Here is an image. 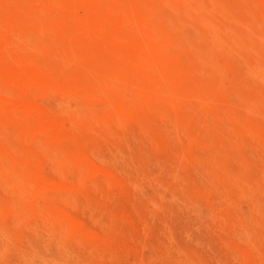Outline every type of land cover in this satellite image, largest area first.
Listing matches in <instances>:
<instances>
[{
	"label": "rangeland",
	"instance_id": "obj_1",
	"mask_svg": "<svg viewBox=\"0 0 264 264\" xmlns=\"http://www.w3.org/2000/svg\"><path fill=\"white\" fill-rule=\"evenodd\" d=\"M74 2L0 0V264H264V0Z\"/></svg>",
	"mask_w": 264,
	"mask_h": 264
},
{
	"label": "bare ground",
	"instance_id": "obj_2",
	"mask_svg": "<svg viewBox=\"0 0 264 264\" xmlns=\"http://www.w3.org/2000/svg\"><path fill=\"white\" fill-rule=\"evenodd\" d=\"M84 0H75V2L74 3H72L71 5V7L73 8V7H75L74 5H76V4H78V3H81V2H83ZM186 4H190V0H183ZM127 3V2H126ZM48 4H49V6H51V4H50V2H48ZM140 5H143L142 3L140 4ZM74 10H75V8H73ZM193 10H192V13L190 14V16H189V20L190 21H193V20H195V21H197L199 24H201V26H202V28H203V30L204 31H206L207 33H211V34H213L212 33V31L210 30V27H208V24H207V21L204 19V18H201L200 17V14L202 13V9L201 8H199L198 6H196V7H193L192 8ZM73 10V12H75ZM57 11V10H56ZM120 11V10H119ZM133 11V10H132ZM122 12V11H121ZM131 12V11H130ZM140 12V11H139ZM94 13V12H93ZM97 13H99V12H97ZM100 14H102V13H100ZM118 14V13H117ZM124 14V13H123ZM173 14V13H172ZM60 15V14H59ZM78 15H79V13H78ZM82 15V14H81ZM104 15V14H103ZM132 15V14H131ZM63 16V15H62ZM97 16V18H99V19H97V20H99V21H101V18L100 17H98V14L96 15ZM121 16V15H120ZM64 17V16H63ZM119 17V16H118ZM84 18V17H83ZM83 18H82V20H83ZM233 18V17H232ZM247 18V17H246ZM74 19V18H73ZM81 19V18H80ZM85 19V18H84ZM251 18H249V20H250ZM103 20H105V22H102V25H106V24H108V26H107V30H111V29H116V28H119V27H126L125 25H126V22L125 21H118V20H116V19H114V18H112V19H108L107 18V21H106V19H104V16H103ZM124 20V19H123ZM235 20V19H234ZM246 20V19H245ZM236 21V20H235ZM248 21V20H247ZM97 22V21H96ZM85 23V22H84ZM96 24H100V23H96ZM97 27L95 26H91L90 28H88L90 31L89 32H91L92 30H94V29H96ZM121 29V28H120ZM106 31V30H105ZM132 31V32H131ZM131 31H127V33L125 34V35H123V33H122V35H123V37H122V41L126 44L125 46V48H124V50H119V51H117L116 52V55H118V56H123V57H126V58H132L133 56H136V55H138V54H140V53H142V40H141V38H140V36H134V34H133V27L131 28ZM103 32H104V29H103ZM231 32H230V30L228 29V28H225L223 31H222V33L220 34V35H228V34H230ZM111 34V33H110ZM235 34V33H234ZM252 33L250 32V35H251ZM215 35H217L218 37H220V35H218V33H216ZM253 35V34H252ZM89 36V35H88ZM1 37V36H0ZM101 37H102V35H101ZM255 37V36H254ZM91 38H92V36H91ZM103 38V37H102ZM184 41H186V42H190V40L188 39V37L187 36H185L184 35ZM257 38V37H256ZM115 39V38H114ZM149 40V39H148ZM29 41V40H28ZM27 41V42H28ZM100 41H103V39H101ZM171 42H172V40H170ZM52 42V41H51ZM241 46L242 47H246V46H248L250 43H251V37L250 36H246V37H244V38H242L241 39ZM109 43V42H108ZM107 42L105 43L104 41L100 44V46H99V49H98V54L99 55H104V54H110V53H112V52H110V50L107 48V44H108ZM109 45V44H108ZM221 45V44H220ZM38 47V46H37ZM37 47H36V49H37ZM1 48V47H0ZM217 47H215V46H210V47H208L207 49H205V50H203V51H199L198 52V54H197V56H198V58H199V60H200V62H201V69H203V65L205 66H208V61L210 60V59H212V58H214V56H217L218 55V50L216 49ZM31 49V48H30ZM144 49H146V47L144 48ZM251 49V48H250ZM4 50V49H3ZM236 50H238L237 48H236ZM240 50V49H239ZM222 51V50H221ZM232 51V50H231ZM223 52V51H222ZM254 52V51H253ZM261 52V51H260ZM114 54V53H113ZM179 54V53H178ZM177 54V55H178ZM183 54V53H182ZM257 54V53H256ZM257 57V56H256ZM80 60H81V58L78 60V62H80ZM254 60V59H253ZM260 69V68H259ZM259 69H257L255 66H253L252 68H250L249 70L254 74V75H256V77H257V79H258V81L261 83V84H264V70H259ZM250 71H248V72H250ZM14 72V71H13ZM12 72V73H13ZM27 72V71H26ZM251 72L249 73L250 75H251ZM17 73V72H16ZM15 73V74H16ZM18 73H20V71L18 72ZM23 73V72H22ZM27 74H29L28 72H27ZM34 74V73H33ZM52 74V73H51ZM50 74V75H51ZM56 74H58V75H60L59 73H56ZM10 75H11V73H10ZM24 75V74H23ZM22 76V75H21ZM26 76H28V75H26ZM25 76V77H26ZM41 75H39V77H40ZM31 76H29V77H27L28 79L30 78ZM62 77V76H61ZM68 77V76H67ZM62 78H64V77H62ZM5 79V78H4ZM7 79V78H6ZM8 79H10V77H8ZM17 79V78H16ZM20 79V78H19ZM43 79V78H42ZM66 79V78H65ZM97 75H95V74H90L89 75V77L86 79V81L84 82V84H83V86H82V88H83V90L84 91H88V90H90V89H92L93 87H95L96 86V84H97ZM11 81V80H10ZM14 81V80H13ZM9 82V81H8ZM41 83H42V81H41ZM16 85V84H15ZM38 85V84H37ZM69 85H70V83H69ZM125 85V84H124ZM51 86V85H50ZM49 86V87H50ZM47 87V86H46ZM41 88H43V87H41ZM48 88V87H47ZM46 88V89H47ZM52 88V87H51ZM76 87H74V90L76 91ZM172 93H171V91H165V92H163V94H161V93H157V96L158 97H160L161 99H163L164 100V102L166 103L167 101H168V99H170L171 97H172V95H171ZM198 100V97L196 96V95H193L192 97H191V101L193 102V101H197ZM255 101V99H252L251 100V102H254ZM17 102V101H16ZM30 102V101H29ZM15 104V103H14ZM172 104V103H171ZM28 105V104H27ZM33 105V104H32ZM170 105V104H169ZM171 107H172V105H171ZM29 108V107H28ZM69 110V109H68ZM81 110H82V108H81ZM211 110V102H210V100H207V99H205L204 100V108H203V113H208L209 111ZM110 114V113H109ZM15 123V122H14ZM37 141V140H36ZM49 159V158H48ZM1 160V159H0ZM57 160V159H56ZM60 161V160H59ZM3 162V161H2ZM11 162V161H10ZM6 170V169H5ZM58 171V170H57ZM13 173V172H12ZM234 174V173H233ZM58 176V175H57ZM62 177V176H61ZM234 177V176H233ZM15 179H16V177H15ZM14 179V180H15ZM231 179H232V177H231ZM40 182V181H39ZM230 182V181H229ZM14 184V183H13ZM65 185V184H64ZM66 187V186H65ZM248 189H249V187H247ZM7 195V194H6ZM262 196V195H261ZM238 202V201H237ZM70 207V206H69ZM83 207V206H82ZM258 213V212H257ZM15 214V213H14ZM16 215V214H15ZM262 215V214H261ZM16 217V216H15ZM13 220V219H12ZM96 221V220H95ZM16 223V222H15ZM4 234V233H3Z\"/></svg>",
	"mask_w": 264,
	"mask_h": 264
}]
</instances>
